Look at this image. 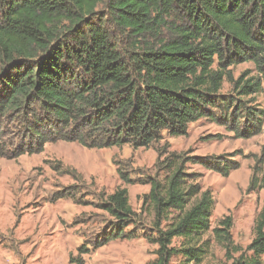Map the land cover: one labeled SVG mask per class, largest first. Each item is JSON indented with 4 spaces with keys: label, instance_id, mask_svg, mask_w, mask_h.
Wrapping results in <instances>:
<instances>
[{
    "label": "trees",
    "instance_id": "trees-1",
    "mask_svg": "<svg viewBox=\"0 0 264 264\" xmlns=\"http://www.w3.org/2000/svg\"><path fill=\"white\" fill-rule=\"evenodd\" d=\"M242 63H253L257 76L246 72L236 80L230 67ZM226 82L235 96L222 93ZM258 94L264 96V0H0L1 158L39 153L59 141L147 149L164 132L186 136L203 118L251 138L264 126ZM157 152L158 172L148 179L141 213L127 188L101 198L112 221L93 248L131 238L128 227L142 224L148 210L153 234L146 238L157 246L148 264H171L178 256L183 264H202L215 200L186 167L228 177L239 164L224 155L170 152L168 145ZM115 164L131 184L129 172ZM64 172L84 182L76 170ZM160 172L167 176L160 179ZM262 172L255 167L249 191L264 188ZM233 226L228 216L213 230L227 260L264 264V205L247 248L235 244ZM78 253L70 264H86L90 248Z\"/></svg>",
    "mask_w": 264,
    "mask_h": 264
},
{
    "label": "rangeland",
    "instance_id": "rangeland-1",
    "mask_svg": "<svg viewBox=\"0 0 264 264\" xmlns=\"http://www.w3.org/2000/svg\"><path fill=\"white\" fill-rule=\"evenodd\" d=\"M98 12L104 14L102 6ZM230 70L236 80L246 72L257 76L253 63H242ZM232 89L226 82L222 93L235 96ZM253 99L264 110V96L258 94ZM229 125L203 118L189 125L186 136L174 137L164 132L163 141L147 149L124 146L99 150L59 141L47 144L39 153L14 159L0 157V264H70V256L78 257L83 245L90 248V253L83 257L86 264L154 261L157 246L146 238L153 234V216L148 210L143 214L142 224L128 227L131 238L111 241L98 249L93 245L112 221L101 208V198L120 187L127 188L133 210L141 213L144 196L151 188L148 179L158 172L157 150L165 145L170 152L202 157L224 155L239 164L228 177L204 166L186 167L188 173L198 175V182L212 192L215 200L211 229L205 235L210 249L202 264H231L224 248L216 242L213 230L231 216L236 245L245 249L254 238L255 222L264 205V188L255 192L248 188L255 167L263 169L259 178L264 177V126L251 138H238ZM115 161L129 172L131 184L123 183ZM72 169L84 182L64 172ZM159 174L160 179L167 176ZM68 193L72 197L59 198ZM180 244V240L173 242L177 248ZM183 263L180 256L171 261V264Z\"/></svg>",
    "mask_w": 264,
    "mask_h": 264
}]
</instances>
